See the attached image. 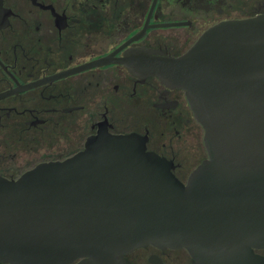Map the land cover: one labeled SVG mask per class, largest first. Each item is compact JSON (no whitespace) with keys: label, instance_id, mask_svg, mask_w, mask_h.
<instances>
[{"label":"water","instance_id":"water-1","mask_svg":"<svg viewBox=\"0 0 264 264\" xmlns=\"http://www.w3.org/2000/svg\"><path fill=\"white\" fill-rule=\"evenodd\" d=\"M120 62L184 92L207 157L184 184L144 137L99 131L62 162L0 177V264H131L150 245L264 264V15L216 24L177 58Z\"/></svg>","mask_w":264,"mask_h":264},{"label":"flooded vegetation","instance_id":"flooded-vegetation-1","mask_svg":"<svg viewBox=\"0 0 264 264\" xmlns=\"http://www.w3.org/2000/svg\"><path fill=\"white\" fill-rule=\"evenodd\" d=\"M259 15L264 0H0V177L62 162L105 131L144 137L185 184L207 154L184 92L120 60L136 50L177 58L212 26ZM125 258L194 264L184 249L151 245Z\"/></svg>","mask_w":264,"mask_h":264}]
</instances>
